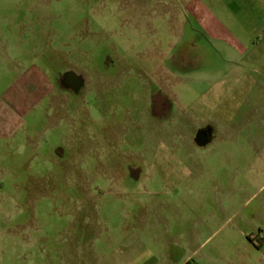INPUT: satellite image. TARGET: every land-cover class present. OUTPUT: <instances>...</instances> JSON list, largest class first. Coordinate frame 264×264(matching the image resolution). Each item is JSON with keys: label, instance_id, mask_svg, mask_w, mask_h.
I'll return each instance as SVG.
<instances>
[{"label": "rangeland", "instance_id": "374dc122", "mask_svg": "<svg viewBox=\"0 0 264 264\" xmlns=\"http://www.w3.org/2000/svg\"><path fill=\"white\" fill-rule=\"evenodd\" d=\"M176 1L0 0V264H234L253 238L260 120L186 111L241 55L208 17L172 33ZM189 1L248 53L264 36V0Z\"/></svg>", "mask_w": 264, "mask_h": 264}, {"label": "crops", "instance_id": "0c3cea01", "mask_svg": "<svg viewBox=\"0 0 264 264\" xmlns=\"http://www.w3.org/2000/svg\"><path fill=\"white\" fill-rule=\"evenodd\" d=\"M198 7H202L198 2L177 0L176 4L171 6L175 12L170 13L168 17L172 33H177L183 36V38L185 37L187 34L186 28L188 26L187 14H196L197 16L203 17L204 20H207L208 17L209 25L212 24L213 26H217L214 29L211 27L208 31L206 30L208 32L207 34H211L214 38L223 36L222 38H224V40L230 41L241 55V59L235 62V65L239 64L238 68L233 69L231 67V69L226 70L224 75H221L218 80L209 83L206 88H203L199 92L196 99L187 104V110H185L188 112V115L193 117L197 116L202 121L203 126L210 125L212 120H219L221 122L223 120H229V122L235 121L240 115L244 114L243 112L246 109L247 114L250 113L252 116L256 115L261 123L258 124L260 128L257 129V131L253 130L252 148L258 152V156L262 159L260 164H263L261 166L264 167V156H262L264 153V36L252 44V48L248 53V48L231 34L227 33L226 29L221 26L220 31L218 24L211 22V16L207 14L208 12L201 15V13L196 10ZM165 15L168 16L167 13H165ZM205 23L207 24V21L204 22V25ZM192 33L196 34L194 32ZM196 36H198V34ZM245 58H249L250 67H245L244 64H241L243 60L246 61ZM177 61L183 63L179 66L182 70L190 69L186 58L181 57ZM171 68L170 73L171 76L174 77ZM193 68L192 66L191 70ZM201 78L202 77H199L197 80L199 81ZM194 104H200L202 106L209 105L210 109L204 112L205 115L201 117L199 116V114H202L201 112H198V114L192 109ZM210 126H212V124ZM210 129L212 130L213 128L211 127L207 130ZM200 130L201 128L192 129L190 136H198L197 133H200ZM215 132L216 130L213 129L212 133ZM177 135L181 136L185 134L179 132ZM170 148L175 151L181 149V147L176 146H170ZM160 163L156 161L150 164L152 167L158 169L161 165ZM169 165L172 166L170 163ZM140 178L139 176V179ZM260 218L263 222L251 228L253 238L248 239L246 233H243L245 235L242 234L244 238L237 243L238 251L234 264H264V210L260 212ZM199 246H201V244ZM189 262L190 261L186 264H189ZM183 263L184 262H181L179 264Z\"/></svg>", "mask_w": 264, "mask_h": 264}, {"label": "flooded vegetation", "instance_id": "af4514ba", "mask_svg": "<svg viewBox=\"0 0 264 264\" xmlns=\"http://www.w3.org/2000/svg\"><path fill=\"white\" fill-rule=\"evenodd\" d=\"M206 129H209V128H206ZM200 133L203 135V134H204V130L201 129V130H200Z\"/></svg>", "mask_w": 264, "mask_h": 264}]
</instances>
